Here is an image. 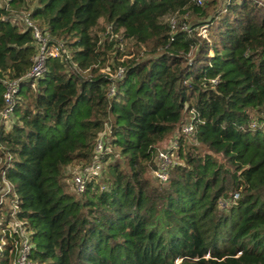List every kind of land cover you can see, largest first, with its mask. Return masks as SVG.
Returning a JSON list of instances; mask_svg holds the SVG:
<instances>
[{
  "label": "trees",
  "instance_id": "trees-1",
  "mask_svg": "<svg viewBox=\"0 0 264 264\" xmlns=\"http://www.w3.org/2000/svg\"><path fill=\"white\" fill-rule=\"evenodd\" d=\"M26 1L0 5L1 77H21L35 53L9 17ZM33 1L30 17L69 58L21 81L0 126V175L31 260L264 264V0ZM117 66L122 77L109 78ZM189 117L194 132L158 182L156 149ZM99 136V171L72 192L65 168L93 161Z\"/></svg>",
  "mask_w": 264,
  "mask_h": 264
},
{
  "label": "built area",
  "instance_id": "built-area-1",
  "mask_svg": "<svg viewBox=\"0 0 264 264\" xmlns=\"http://www.w3.org/2000/svg\"><path fill=\"white\" fill-rule=\"evenodd\" d=\"M2 6L7 9L10 0H0ZM197 3L200 0H195ZM10 19L17 25L30 30V35L35 44V53L32 57V61L28 70L18 78H7L0 77L2 92L1 100L2 107L0 108V126H4L5 123L9 121L12 116L13 108L15 105V99L20 90L21 81L27 79H36L43 74L45 71V61L48 57L52 58H63L68 59V50L65 43L61 40H54L48 35L46 31L39 28L30 18L27 11L18 10L13 11L10 14ZM169 23L171 30L175 23V18L173 16L169 17ZM181 31L187 36L195 34L196 36H201L205 38L206 30L205 26H190L188 24H183L180 26ZM124 73V69L121 66L115 67L114 71L109 74V78L118 79L121 78ZM113 85L108 87V94L113 92ZM192 117H189L182 123L175 135L172 136L165 144L161 145L156 149L155 152V166L151 170V175L158 182H165L169 175V168L176 162V151L178 145L179 137L192 136L194 132V126L192 124ZM102 135V134H100ZM103 142L101 137L96 140L94 150L97 154H94L93 161L84 167L74 168L71 172L70 182L72 184L73 191L75 193H80L83 191L85 181L91 176H95L99 171V164L96 159L99 154H101L103 149ZM107 151V150H106ZM4 187L5 191L3 194H8L9 185L5 180L4 176L0 175V188ZM6 197V195H4ZM19 223V222H18ZM0 234L5 235L1 243L6 242L10 244L9 251L13 254V259L11 264H35L30 258L31 250V240L27 230L19 223V225L14 224L11 226L5 225L2 229L0 228ZM10 237V241L8 238Z\"/></svg>",
  "mask_w": 264,
  "mask_h": 264
},
{
  "label": "rangeland",
  "instance_id": "rangeland-1",
  "mask_svg": "<svg viewBox=\"0 0 264 264\" xmlns=\"http://www.w3.org/2000/svg\"><path fill=\"white\" fill-rule=\"evenodd\" d=\"M26 4L29 5V8L27 9V11H29L32 6H33V3L34 1L33 0H29L28 2L26 1L25 2ZM0 5H1V1H0ZM13 12V10H10L9 13ZM31 18V17H30ZM32 19V18H31ZM33 21V19H32ZM34 22V21H33ZM35 23V22H34ZM36 24V23H35ZM206 34V33H205ZM200 38H203L201 36H199ZM206 38V36H205ZM68 50V54H69V49L67 48ZM1 77V76H0ZM5 77V76H4ZM2 78V77H1ZM34 82H36V80H34ZM6 124V123H5ZM172 137H170L169 139H171ZM189 138V137H188ZM169 139H167L165 142H167ZM185 140H188V139H185ZM164 142V143H165ZM163 143V144H164ZM162 144H159L158 147H160ZM157 147V148H158ZM109 149V148H108ZM108 151V150H107ZM74 168H79L78 165H70V166H67L65 168V174L67 175L66 177V180L68 183H70V177H71V172L73 171ZM150 176L152 177L151 173H150ZM69 189L73 192V188L71 186V183H70V186H69ZM5 191V188L2 187L0 188V221L2 220L1 218L9 212V219L8 221L11 222V223H16V225H19L20 221H18L15 217H14V212H13V209H15V206H14V200H11L10 197H8V194H3ZM4 195H6V197H4ZM2 208L4 210H2ZM19 222V223H18ZM1 223V222H0ZM14 224H10L11 228L14 226ZM21 224V223H20ZM1 228V226H0ZM3 228V227H2ZM1 228V229H2ZM29 233V231H27ZM6 238L5 235L3 234H0V250L2 251L4 249V245L5 244H2L1 241Z\"/></svg>",
  "mask_w": 264,
  "mask_h": 264
}]
</instances>
